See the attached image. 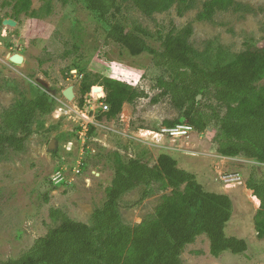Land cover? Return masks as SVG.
Listing matches in <instances>:
<instances>
[{
	"label": "rangeland",
	"instance_id": "obj_1",
	"mask_svg": "<svg viewBox=\"0 0 264 264\" xmlns=\"http://www.w3.org/2000/svg\"><path fill=\"white\" fill-rule=\"evenodd\" d=\"M15 1L0 0L4 20L12 19ZM206 1L190 0L147 16L131 2L119 0V18L128 31L145 29L155 48L168 37H187L195 58L209 69L232 63L262 43L264 0H235L232 8L204 21L199 16ZM15 21L16 27L3 26L0 33V126L22 100L43 92L51 95L55 108L50 115H38L24 152L11 151L0 160V263L19 259L46 236L57 225L51 217L54 210L92 225L95 211L107 201V187L125 164L139 159L154 166L167 153L179 168L194 173L207 191L231 197L233 216L226 234L248 244L243 254L226 251L215 257L209 238L202 234L181 252L182 264H264V238L255 227L261 202L247 188L248 179L264 166L245 154L221 156L212 127L203 133L194 129L184 111L158 87L162 73L152 57L133 56L106 44L103 25L75 0H32L30 13ZM17 53L25 57L21 65L9 61ZM81 70L97 84L104 78L125 82L139 97L110 119L109 108L96 96L87 95L81 103ZM70 86L75 91L72 101L63 96ZM173 125H190L192 130L173 139L155 135ZM52 140L54 149L49 148ZM170 194L171 188L159 190L156 185L130 191L120 200L123 222L141 224Z\"/></svg>",
	"mask_w": 264,
	"mask_h": 264
},
{
	"label": "trees",
	"instance_id": "obj_2",
	"mask_svg": "<svg viewBox=\"0 0 264 264\" xmlns=\"http://www.w3.org/2000/svg\"><path fill=\"white\" fill-rule=\"evenodd\" d=\"M121 1L131 2L147 16L190 2ZM75 2L103 25L106 44H113L133 56L152 57L153 64L162 73L158 87L184 111L194 129L203 133L212 127L213 142L221 156L235 158L245 154L264 166V39L232 63L209 69L195 58L187 37H168L160 48H155L148 42L145 29L135 27L128 31L119 18V0ZM234 4L235 0H207L199 19L209 21L217 12L227 11ZM31 7L32 0H16L12 19L29 14ZM3 21L0 16V33ZM81 71L84 73L80 83L81 103L94 86H103L106 96L101 101L108 106L106 116L110 119L118 117L126 103L139 97L125 82L104 78L97 84ZM215 104L225 112L219 111ZM54 108V99L43 92L35 98H25L7 112L3 128L0 126V160L11 151L24 152L34 134L33 124L38 115H50ZM153 185L159 190L171 188L172 194L166 195L156 213L141 224H125L119 210L121 198L138 187ZM247 188L261 202L255 227L258 236L264 238V169L252 174ZM106 193L107 201L95 211L92 225L76 222L54 210L51 217L57 225L37 239L19 259L0 264H182L181 252L202 234L209 238L215 257L226 251L243 254L248 250L245 240L226 234V225L233 216L231 197L207 191L197 176L179 168L178 161L170 154H161L154 166L139 159L130 160L116 174Z\"/></svg>",
	"mask_w": 264,
	"mask_h": 264
},
{
	"label": "water",
	"instance_id": "obj_3",
	"mask_svg": "<svg viewBox=\"0 0 264 264\" xmlns=\"http://www.w3.org/2000/svg\"><path fill=\"white\" fill-rule=\"evenodd\" d=\"M3 26L7 27H16L17 26V21L13 19H5L3 21ZM9 61L15 65H21L25 61V57L22 54H11L9 56ZM94 93H98L97 96L99 98H102L103 95H101L102 92H104L103 87L97 86L93 88ZM63 96L68 100L72 101L75 98V91H74V86L68 87L66 90L63 92ZM198 99H201V96L198 97ZM55 140H52L50 143V149L55 148Z\"/></svg>",
	"mask_w": 264,
	"mask_h": 264
},
{
	"label": "built area",
	"instance_id": "obj_4",
	"mask_svg": "<svg viewBox=\"0 0 264 264\" xmlns=\"http://www.w3.org/2000/svg\"><path fill=\"white\" fill-rule=\"evenodd\" d=\"M90 96H96V101H100L102 98H99L96 93L90 94ZM88 97V96H87ZM86 97V98H87ZM105 109H108V106H105ZM62 110V108H60ZM192 130V127L189 126H183V125H176L174 127H163L159 132H154L157 137H162V136H169L170 138H178L182 137L184 135H188V133ZM62 176V173L58 174L57 177L60 178Z\"/></svg>",
	"mask_w": 264,
	"mask_h": 264
},
{
	"label": "clouds",
	"instance_id": "obj_5",
	"mask_svg": "<svg viewBox=\"0 0 264 264\" xmlns=\"http://www.w3.org/2000/svg\"><path fill=\"white\" fill-rule=\"evenodd\" d=\"M103 93H104V92H103ZM90 94H91V93H90ZM90 94H89V95H90ZM103 98H105V97L103 96L102 99H103ZM102 99H101V100H102ZM101 100H100V101H101Z\"/></svg>",
	"mask_w": 264,
	"mask_h": 264
},
{
	"label": "bare ground",
	"instance_id": "obj_6",
	"mask_svg": "<svg viewBox=\"0 0 264 264\" xmlns=\"http://www.w3.org/2000/svg\"><path fill=\"white\" fill-rule=\"evenodd\" d=\"M101 95H103V92L101 93ZM104 96V95H103Z\"/></svg>",
	"mask_w": 264,
	"mask_h": 264
}]
</instances>
